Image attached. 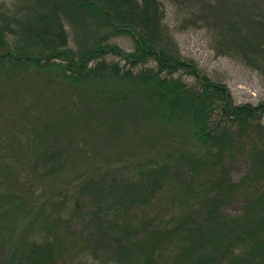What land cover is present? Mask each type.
<instances>
[{
  "label": "trees",
  "instance_id": "16d2710c",
  "mask_svg": "<svg viewBox=\"0 0 264 264\" xmlns=\"http://www.w3.org/2000/svg\"><path fill=\"white\" fill-rule=\"evenodd\" d=\"M40 1L18 0L14 11L0 6L1 68L59 69L72 84L111 77L126 85L117 98L120 105L142 95L144 110L159 121L158 135L164 136L163 129L183 131V139L169 140L184 150L162 154L161 160L135 159L129 177L92 173L75 195L72 218L66 219L65 208L49 212V228L63 225L61 235L24 244L0 264H93L103 247V264H264V103L236 104L225 83L180 57L178 20L168 21L167 5L180 11L181 31L204 30L218 56L260 68L264 0ZM66 24L78 51L69 47ZM100 29L135 37L133 53H118L125 66L105 59L115 49ZM95 33L102 34L99 42L87 49L84 43ZM151 59L156 70L143 66ZM180 72L195 85L174 78ZM12 73L5 72L17 81ZM126 132L120 127L116 134ZM136 143L154 147L152 137ZM192 146L202 148L189 152ZM59 152L46 157L44 174L63 168L58 158L65 153ZM235 202L240 209L229 212ZM80 214L90 220L77 231L70 222Z\"/></svg>",
  "mask_w": 264,
  "mask_h": 264
},
{
  "label": "rangeland",
  "instance_id": "374dc122",
  "mask_svg": "<svg viewBox=\"0 0 264 264\" xmlns=\"http://www.w3.org/2000/svg\"><path fill=\"white\" fill-rule=\"evenodd\" d=\"M163 1L167 3V0ZM36 2L41 3L34 0ZM16 4L19 7L18 0H0L4 9L14 11ZM167 5L168 21L177 23L178 20L175 38L180 57L193 60L213 80L225 83L236 104L264 103V59H260L258 68L218 56L207 33L193 27L181 31L180 11L171 7L170 2ZM65 27L68 28V25ZM100 31L109 35L107 45L115 49L105 59L125 66L126 61L118 53H133L135 37L125 33L112 34L109 29ZM68 32L71 37L69 47L78 51V43L69 28ZM95 34L89 35L85 41L87 49H92L99 42V34ZM143 66L156 70L157 63L151 59ZM7 71L12 73L11 69L5 71L0 66L1 262L24 244L43 243L52 235H61L65 227L49 228L48 214L57 212L61 207L65 208L66 219L72 218L76 208L75 195L92 173L106 170L118 178L129 177L134 170L131 167L137 166L133 164L135 159L141 162L151 158L161 160L165 153L175 156V153L182 154L184 150L173 148L169 140L172 137L183 139V131L166 132L163 129L164 136L158 135L162 133L159 121H152L149 111L144 110L146 102L142 95H137L132 103L131 96L129 104L120 105L117 98L126 85L117 83L111 77L72 84L59 69L50 72L32 66L25 71H14L12 74L16 73V76L13 78L17 81H11L5 74ZM19 72L20 76L17 75ZM174 78L195 85V79L183 72L175 74ZM108 121L111 122L106 125ZM120 127L127 128L126 135L117 136ZM145 136L152 137L153 149L146 150L135 145L139 137ZM201 148L192 146L188 151ZM58 151L68 154L66 162L65 154L58 158L63 168L60 166L55 174H44L41 166ZM177 170L183 178V168L177 167ZM240 207L241 204L235 202L228 211H238ZM94 218L99 222L102 217L97 214ZM89 220L85 214H80L70 224L74 230L82 231ZM54 229L56 231L49 234ZM108 242L111 240L108 239ZM106 254L103 247L100 257L93 264H103Z\"/></svg>",
  "mask_w": 264,
  "mask_h": 264
}]
</instances>
